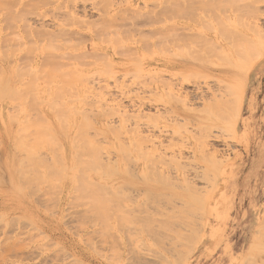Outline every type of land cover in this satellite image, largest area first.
<instances>
[{"label": "rangeland", "instance_id": "374dc122", "mask_svg": "<svg viewBox=\"0 0 264 264\" xmlns=\"http://www.w3.org/2000/svg\"><path fill=\"white\" fill-rule=\"evenodd\" d=\"M226 20L233 23L236 20L238 21L234 24L230 22L231 26L233 25L234 27L232 26L230 27L231 29H229L228 27L230 24H225L227 22ZM237 22L239 24L242 22L241 27L240 25L237 26ZM253 22H257L256 26H254L255 24ZM214 23H219L218 27H216L217 24ZM258 24L264 26V0H0V52H2L3 58L6 52H8L6 56L12 53L10 58H4L5 61L0 56L2 58V60L0 59V62H2L0 63V71L2 69L1 75H3V77L1 76L3 79V84L1 85L5 88L6 84L4 83H8L7 79H9L10 84L6 85L8 93H6L7 91L5 90L4 94L7 95H3L4 98L1 96L3 99L7 98L5 100H0V264H132L133 261L138 264L137 262L140 260L139 257L141 254L144 257V259L141 258V262L149 259L150 254L148 253H150L151 250L155 251L151 252L154 254L150 256L153 260L152 262V260L149 259L150 261L148 262L150 264H183L185 262L186 264H264V52L261 54L260 58L256 59L249 67L247 75L244 79H241V81L243 80L242 83L238 80L242 85H238L235 80L236 78L230 74L226 77L222 75L219 76L216 73H209L208 71H205V74H194V76H190L191 79L182 82L187 79L181 78L182 71L178 69L179 67L175 66L179 62H188L200 65L204 67L205 70L213 69L227 71L230 69L232 63L238 61L233 59L234 62H232V60H229V58L225 56V59L228 58L229 61L226 62L227 60H223V62L222 59L219 58L224 59V57H222L224 55L222 54L221 56L219 54L218 46L221 45V47L231 48L236 45L235 48L238 46L237 48L239 49L241 46H244L241 44L243 42L241 40H238L241 42L239 43L241 46L237 43L231 44V42L230 46L227 45L229 38L227 40H225V38L226 36H230L227 34L225 35L227 28L231 33L236 29V33L238 32L239 35L241 33L245 38L242 39L241 37L242 40L247 41L246 38H249L251 39L250 41H255L252 40L253 37L256 38V34L258 35L261 31H253ZM222 28L226 29L223 31ZM257 29L259 30L262 28L260 27ZM252 32L253 34L255 33V35H253ZM263 32L260 33V38L264 40ZM221 33L224 34L221 36ZM236 33L234 31V35H236ZM218 36L220 38H218ZM221 37L224 39L222 40ZM230 37L232 38L233 36L231 35ZM236 37H238V35ZM231 38L229 40H232ZM214 39H216V41ZM224 40L227 41V43H224ZM263 40L258 41V43L263 42ZM199 41H201V43ZM210 41L214 45L218 43V45H216L218 50L214 48ZM232 41L236 42L234 39ZM250 41L248 40V42ZM175 43L177 46L179 45V47L175 48ZM195 45H197V47ZM199 45H201V47ZM251 45H253V42H251ZM251 45L246 43L248 48L246 50H250L249 48ZM256 45L252 48L256 49ZM194 47L195 49H193ZM244 47L241 49H244ZM204 48L210 52L207 53V51H205L206 49L203 50ZM246 50L244 49V51ZM194 51L196 54H194ZM249 55H247V57ZM134 57L139 60V63H137V61L135 62ZM132 58H134V60ZM229 62H231V64ZM228 63L229 66H227ZM215 65H220L222 67H216ZM15 67L16 72L13 69ZM231 69L229 71H231ZM234 69L233 66L231 72L236 71ZM130 70L131 75L129 73ZM12 72H14L15 75H11L13 74ZM132 73L134 74L133 77H136L134 78L135 80L131 77L133 75ZM135 73H137L136 75L138 77ZM142 77H144V80L146 78V83H144L145 81L142 83ZM219 77H222V79ZM135 81L137 85L134 83ZM216 81L220 85L216 84ZM231 82L234 85L231 86ZM193 83H196V85L199 83L197 86L201 87L196 88V85L193 87ZM130 85L133 89H131ZM135 85L136 87H134ZM175 85L177 87L176 89ZM223 85H225V89H223ZM228 85L233 88H228L230 87ZM235 85L238 86L236 93L233 94V99H231L232 94L229 91L233 89L231 92L234 93ZM34 86L38 93L35 91L33 92H35V95L38 94L39 96L36 95L35 97L32 91H30ZM166 86L169 88H166ZM14 87L16 89H14ZM60 87L67 92L61 89L58 90ZM138 87L139 90L137 89ZM239 87L242 88V91ZM4 88L2 89L3 91ZM14 90L19 92L15 93ZM38 90H41L42 93ZM135 90L137 91L135 92ZM173 90H176L174 94H172ZM194 90L203 94H201V96L199 92L193 94ZM214 90L216 91L214 92ZM238 90L240 91V96ZM54 91L56 92L55 96L61 94V96L59 95L61 99H55V97L54 99L56 101L53 100V103L55 102L54 105H56L55 110L58 112L57 108L60 109L61 106L59 102L61 101L65 111L66 109L68 110V112H64L66 116L64 117L66 120L63 118L64 123H61L63 122L61 116H59L61 117V121L58 116H55L59 113L55 110L56 114H54V111H48L50 109H48L46 105V102H48L50 98L53 99L54 95L52 94L55 93ZM61 91L64 96L70 94L68 97L69 102L65 101L68 100L66 98L67 96L63 97ZM217 91H220V93ZM11 92H13L14 95ZM132 92H134V94H131ZM176 92L181 96L177 95ZM9 93H11L13 97L17 95L21 96V98H16L17 100H7L8 97H12L9 96ZM183 93L185 95L187 94V97L184 96ZM189 93H192L190 94L191 98L189 97ZM49 94L50 98H48ZM192 95H197V97L192 98ZM176 96H180L178 98L179 100L176 99ZM225 96L227 97L226 100ZM208 97H210V99ZM215 97H219L220 100L224 98L226 102H224V100L219 101V99ZM33 98H35L34 101H40L41 99L46 101L44 102L42 100L43 103L40 101L39 104L35 102L38 107H36L37 109H33ZM38 98H40V100ZM139 98H142L141 101ZM236 98H240L239 108H237L238 103L236 104L235 102L237 100ZM212 99H215L216 102ZM210 101L211 104L209 103ZM56 102L59 104H56ZM150 102L153 103L151 104ZM206 102L209 103V105ZM204 103L206 105H203ZM230 103H232V105ZM36 104H34V106H36ZM47 104L48 106L51 104V107L53 105L50 101ZM184 104V110L189 109V111L183 110ZM212 104H214V110L211 109ZM71 106H75L76 108L72 113ZM225 106V109L222 108ZM232 106L235 107V110ZM20 108L23 109L21 110ZM53 108L54 107H52L51 110H53ZM192 108L194 112H190ZM205 108L206 110L203 112ZM145 109L147 111H144ZM194 109H196V111ZM29 110L31 112L28 113L27 111ZM39 110L42 112L43 116L41 115V117H43V119L45 116V120H42V118L40 120L39 118L40 121H37L38 119L34 121L31 120L30 123V119L36 118L41 114ZM171 110L172 112L175 111L173 112L174 114ZM233 110L235 112L234 116L231 115ZM206 111H208L209 114L214 111L213 113H215L216 116L215 114L209 116ZM218 111H220V113H217ZM136 112L139 113L137 114ZM141 113L143 115H141ZM178 113H183L184 116L190 117L186 118L182 115L185 119H182V116L177 118ZM16 114H19V116L14 118ZM135 114L136 116H133ZM59 115L62 114L60 113ZM130 115L138 118H133V120ZM148 116H150V118ZM28 117L30 119H28ZM55 117L58 118L55 120ZM144 118H148L149 120H145ZM233 121H235L234 124L232 123ZM47 122L53 127L51 129L54 130L53 133L51 132L52 138H58V135L60 137L58 139L56 138V140L54 139L56 142H58L57 140L61 142V145L55 142L56 145H59V147H57L60 149H54V152L55 150L58 151V153H56L57 151L55 152L57 156L54 153L53 156L50 152L52 148L48 151L47 149L50 146L47 147L45 143H43L45 141L44 136H46L48 132L50 133V130L47 131L46 125H49ZM23 123H25V125L36 123L35 125L39 130L34 131L36 128L32 126L33 129L29 125L30 128L28 127V131L24 133L29 132L30 129L31 133L29 136H25L26 138L20 136L22 140L29 138L27 140L29 141L30 138H32L30 141L33 140L36 143L39 140L43 141H39L43 144L39 146L35 142H31L33 145L34 143L37 145V147L35 145L37 150L41 146L38 152L36 149L33 152L35 154L38 153L37 155L39 156L40 163L36 164V166L38 165L36 169L30 166V162L34 159L36 160L35 157L31 161L28 159L29 157H27V160L25 159L24 151L26 148L24 150V148L15 147L16 149L14 152L13 146L9 145L12 148L7 147L10 143L8 139L3 138V132L5 130L7 132L10 131L11 135H14L16 130H19V135H22L20 133V131L22 132V128H27ZM69 123L71 125H69ZM138 123L140 126H138ZM66 124L67 130L65 129V132L63 131L64 134L62 130H60V132L59 129H61V125L64 126ZM231 125L234 127H231ZM185 126L186 130L184 129ZM81 128L85 136L90 140L88 141L87 139V141L92 144L88 148H93L95 146V148L97 147L98 149V151L92 148L87 149L85 148L87 146L85 143L86 146L80 145V148L84 147L90 150L89 153L91 150L96 151L97 157L92 159L91 157L94 155H92L93 152L88 155H92L89 158L87 156L88 151L86 150V152L84 150L85 154L87 153L85 156H87L86 160H88V163L85 161L87 164L84 162L83 165L85 166L86 164L88 167L89 162L96 159L94 168L97 169V172L91 167H88V170L85 168L86 171H83L84 168L81 167L84 172L82 174L86 175L87 179L89 176V179L86 181H91L93 184L95 182L93 188L92 185L91 187L90 185L87 186L84 181L85 176H82V174L81 177L79 176L80 173L78 172L80 170L78 166L80 167V164L77 165V163L74 162L75 160L71 158L73 156L72 154L76 152L75 150L80 152V149L75 147L74 150L69 146L71 150L69 152L65 144L64 146L62 145L68 137L70 141L73 139L70 135L73 134V137H75L74 135H76V132L79 134ZM201 128L210 131L206 133L208 131L206 130L203 134ZM145 129L148 130V133ZM231 130L233 132H231ZM216 131L218 133H216ZM61 133L65 136H61ZM82 133H80V135H82ZM54 134H57L56 137H53L55 136ZM146 136L149 138H146ZM205 136L206 140H202L205 139ZM14 137H16V134ZM20 137H18L19 141H21ZM34 137L40 139L36 140ZM80 137L82 138V136ZM76 138L78 139L79 137L77 136L75 139ZM77 139L74 141L75 143L84 140L85 137L82 140ZM16 140L18 139L16 138ZM84 142H86V139ZM201 142L204 144L206 143V147L208 146L207 148L204 147L203 153L201 152L202 154L200 150H198V146H200ZM31 143L28 144L30 145ZM55 146L52 147L55 148ZM60 146L63 147L62 150L66 156L63 155ZM192 148L194 150H191ZM27 149L29 150L30 148ZM141 151H145L142 153L147 155L146 158L140 157V155L143 156ZM33 153H30V155ZM148 153H150V157ZM35 154L33 155L37 156ZM198 154L202 156V158H200L203 160L198 157ZM14 159H16V161ZM19 159L23 161V166L20 164V166L23 167L20 168L23 170L19 171L17 174L16 171H18V169L16 166H19ZM55 159H59V161L63 159V165L61 162H59L61 166L60 164L58 165V161ZM134 159L136 162L133 161ZM208 159L209 161L212 160L211 162L213 165ZM158 160H162L164 163H157L159 162ZM203 161L206 162L204 163ZM15 162H17V165ZM152 162H155L157 165ZM11 163H13L16 170ZM31 163H33V161ZM35 163H37V160ZM145 164L146 166H144ZM134 165L135 168L133 167ZM62 166L65 168H62ZM147 166H149V170ZM150 166H152V168H150ZM153 166L156 167L154 168ZM71 167L74 168L68 171L67 169ZM129 168H131V170ZM189 168H191V170ZM199 168L202 170L204 169L205 172ZM218 168L219 170H217ZM30 169L34 170L30 171ZM77 169L79 171H77ZM189 170L192 172H189ZM102 171L104 173H102ZM199 171H202V173ZM219 171H221L222 174ZM61 172H67V174L65 173L66 175L64 174L63 177ZM186 173H189L188 175L192 173L194 177L190 175L185 181L184 174ZM70 174L72 175L69 176ZM75 174H78V176L76 177ZM167 174L172 175L171 179L170 176L169 178L167 177ZM173 174L176 177L173 178ZM15 175H19V179ZM178 176L179 178H177ZM158 177L159 179H157ZM176 178L177 180H175ZM212 178H215V183H213L215 189L212 187L210 188L214 181H209ZM167 179H170V182H173L172 184L176 182L174 186H172ZM180 180L181 183H179ZM155 182L157 184H155ZM166 182L168 183L166 184ZM208 182H211V184ZM13 183L19 188H16V186L14 187V185H12ZM146 183H153L152 185H156L159 188L174 193L175 191H183L185 196H188L190 193L193 197L191 200L194 201H192L190 206H183V202L187 199L177 197L178 201L181 200V203L178 202V206L180 205L179 208L174 207V205L177 204V198L172 197V199H174L172 200L169 199L170 196L168 195L169 197L164 196V198H162L163 196H160V199H156L155 195L146 191L144 186ZM160 183L165 187L161 186ZM177 183L180 185L183 184L185 187L190 186V188L186 190H189V192H185V190L182 189L180 190L181 187H185L183 185L180 187ZM20 188H22L21 191ZM94 188H96V191L94 190L93 193ZM17 189L19 192H17ZM205 189L208 193L211 192V195L205 192ZM89 190H91L90 192H92V194ZM199 191L203 192L201 195L204 194V197L201 195L199 196ZM15 193H17V195ZM144 193H148L150 196L148 194H145V196ZM205 193L208 194V197ZM150 197L152 200L153 198L156 201L160 200L159 203H156L158 206L156 204L154 205L156 208L154 211L153 205H149L153 203L150 201ZM199 197L201 198L199 199ZM99 198L102 200L105 199L106 202L104 201V203H102L103 201L99 200ZM134 198L136 199L134 200ZM130 199L134 200H132L133 203ZM155 200L153 201L155 202ZM99 201H101L100 204ZM145 201H148L146 203H149L148 205L150 208L149 206L147 208ZM166 201H168L167 205L170 203L171 205L174 204L172 209L170 205H165ZM140 202L141 204H139ZM203 202H205V204ZM105 204L107 205L103 206ZM138 205H141L142 207H140V209L143 208L144 211H142V209L139 211V207L136 208ZM134 207L135 212L131 215V212L134 211ZM151 207L152 211L150 210ZM168 207L172 211L174 209L172 213H177V215H172L175 217V220L178 218L180 221L183 215L182 219H184V223L180 224L181 220L178 222L180 226L177 225L176 221V224L172 225L173 218L169 219L172 213L170 210L168 211ZM157 210L161 211V213L163 212L162 214L165 215L163 217L160 213L162 216L161 220L160 214L157 216ZM182 210H184L183 213ZM155 212L157 213L155 214ZM191 212L192 214H190ZM150 213L151 215L154 214V216H151ZM139 214L141 216H139ZM178 215H180V217H177ZM108 216H111L110 219ZM144 216L145 218L143 220ZM190 216L195 217H193L195 221L192 219V223L190 221L192 217L190 218ZM135 217H137V219ZM148 217L151 218L149 219L152 220V223L147 219ZM166 217L168 220H165L164 223L162 219ZM132 219L135 220L132 221ZM146 219L148 222L145 221ZM170 220L172 222H170ZM185 220L188 221L185 222ZM134 223L136 225H134ZM163 223L166 224V226L168 225L167 227H170V231L168 229V231L165 230L167 235L166 233L163 234V232H165L164 228L166 227L162 226ZM186 223H188L187 227L184 226ZM130 225L136 226V228L141 227L139 230L137 229L139 233L138 231L135 232L136 228L134 229V227L132 229L133 232L128 231L127 229L131 230L132 228ZM191 226L193 227L191 228ZM182 227L185 230H183ZM144 228H146V232ZM149 228H151V231ZM175 229L176 231L179 230L181 235L187 236V239L190 234L193 233L192 236L189 237V239L191 238L190 242L188 239V245L186 244V238L182 240L180 237L182 246L185 242V246L183 247L194 246L195 241L197 239L199 240L196 241L197 244H195V247H191V249L187 248L188 252L192 250L188 253L189 255L185 254L187 251L184 252V254L182 252L183 255L187 256H185L187 260L183 256L185 259L184 262H182L183 257L181 258V255L177 257L182 259L181 262H178L179 259H176L177 261L174 260L176 257H172V255L177 256L180 251L184 250L180 246L181 243H179V239V242L178 240L172 239L175 241L174 244L176 242H178V244L176 243L177 245H175L177 247L174 245L176 248L169 251L173 247L171 244L173 241H169L171 237L168 238V236H171L173 232L175 233ZM192 229L195 231L198 230L197 233L191 231ZM182 230L184 234H182ZM149 231L150 233L147 235ZM178 232L175 234H179ZM133 234H136L134 239L130 238L133 237ZM124 235L130 239L128 240L127 238L131 243L130 249L127 247L129 246V244H127L129 242L125 243L127 240ZM135 237H138L136 239L137 242L140 240L139 243H136ZM194 237L196 239H194ZM200 237L201 239H199ZM161 239L163 241H161ZM150 241L151 243H148ZM153 241L154 243H152ZM164 241L169 244H163L162 242ZM192 242L193 244H189ZM143 243L146 248L148 247L146 251L142 248ZM138 245L142 247H138V249L136 247ZM163 245L166 248L170 245L171 248L169 247L170 249L168 252L166 248H164L166 252L165 250L163 251ZM179 246L181 248H179ZM135 248L136 250H134ZM179 249L182 250L179 251ZM126 250H134L136 253L134 254L133 251V253L130 251L132 254L130 252L126 253ZM138 250L143 251L138 252ZM144 251H148L147 255L143 253ZM156 251L157 253L159 252L158 255L155 253ZM137 252L140 256H138L139 254H137ZM169 252L174 254H169ZM166 253H168V256ZM133 254L137 255L136 257L138 258L136 259L135 257L134 260L131 261V259H133ZM164 255L167 259L164 262H161L163 260L158 262ZM159 256L160 258L158 259ZM129 259L132 263L128 261ZM140 261L139 264L148 263H146V261L140 263Z\"/></svg>", "mask_w": 264, "mask_h": 264}, {"label": "bare ground", "instance_id": "6f19581e", "mask_svg": "<svg viewBox=\"0 0 264 264\" xmlns=\"http://www.w3.org/2000/svg\"><path fill=\"white\" fill-rule=\"evenodd\" d=\"M239 13H240V12H239ZM224 14H225V13H224ZM242 14H243V13H242ZM232 16H234V15H232ZM232 16H231V17H232ZM236 16H239V15H236ZM236 16H235V17H236ZM235 17H234V18H235ZM226 18L228 19L227 16H226ZM226 18H224V19H226ZM237 19H238V18H237ZM255 19H256V18H255ZM204 20H205V19H204ZM218 20H219V19H218ZM234 20H235V19H234ZM221 21H222V20H221ZM226 21H227V20H226ZM228 21H229V19H228ZM228 21H227L225 24H227V25H228V23L230 24L231 21H230V22H228ZM232 21H233V20H232ZM236 21H238V20H236ZM236 21H235V22H236ZM242 21H243V19H242ZM213 22H215V21H213ZM235 22H234V23H235ZM257 22H258V21H257ZM257 22H256V23L253 22V23L255 24L254 26H256ZM205 23H207V22H205ZM205 23H204V24H205ZM223 23H224V21H223ZM232 23H233V22H231V24H232ZM234 23H233V24H234ZM209 24H210V23H209ZM214 24H217L216 27H218V24H219V23H214ZM220 24H221V23H220ZM231 24L229 25V27L227 26L229 29H231L230 27L233 26V25L231 26ZM237 24H238V25H237ZM237 24H235V25H237V26L240 25V27H241L242 22H241V24H239V23L237 22ZM243 25H244V24H243ZM206 26H207V25H206ZM223 26H224V25H223ZM258 26H259V27H258ZM258 26H257L256 28H254L253 31H254V32H258V31L261 30L260 33H262V32L264 31V29H263L264 26H263V25L260 26L259 24H258ZM210 27H211V26H210ZM224 27H225V26H224ZM227 27H226V28H227ZM233 27H234V26H233ZM260 27H261L263 30H262V29H259V30L257 29V28H260ZM226 28H224V29H226ZM228 28H227V32H226V31H225L226 33L224 32L225 35H226V34H227V35H230V36L232 35L233 37L231 38L230 36H229V37L226 36L225 40H227L228 38H229V39L231 38L232 40H233V39L236 40V42H234V41L228 39V43H227V41L224 40L223 42H224V43H227V45L230 46V42H231V44H235V43H237V44L239 45V43H241V42H239V41L241 40V41H243L241 44L245 46V47H244V46H243V47H244V49L246 50V49H248L247 46H246V43H248V45H251V42H253V45H251V47L249 48L250 50H246V51H244V49H241V48H243V47L241 46V44L239 45V46H241L240 49L237 48L238 46L235 48L236 45H235V46L232 45L233 47H231V48H228V47H226V48H225V47H221V45L218 46V48H219V51H218V52H220L219 54H220L221 56H222V54L224 55V56H222V57H224V59H223V58H219V59H222V61H223V60H225V61L227 60L226 62H228L229 60H232V62H234L233 59L236 60V61H238V62H235V63H236V66H235V63H232V64H231V62H229V63L231 64V65H230V66H231L230 69H231V68L233 69V66H234V68H235L234 70H236V71L231 72L232 69H231V71H229L230 69H228V68H226V69H228L227 71H225V70H213V69H211V70H205L204 67H201L200 65H196V64H194V63H188V62H187V63H182V62H179V63L176 64L175 66L179 67L178 69H180V70L182 71V77H181V78H186V79H187V80L182 81V82H186V81H188L189 79H191L192 76H194V74H205V71H208L209 73H216V74L219 75V76L222 75V76H226V77H228V75L230 74L231 76H234V77L236 78L235 80L237 81V84H238V85L242 83L243 80L241 81V79H244V77L247 75V72H248L249 67L252 65V63H253L256 59L260 58L261 54H263V52H264V40L260 38V33H258V35L256 34V38L252 36V37H253L252 40H255V41H250L251 39H249V38H248V39L246 38L247 41H245V40H242L244 37H243V35H242L240 32H239V33H240V35H239L238 32L236 33V29L234 30V28H233V30H234L235 33H236V35H234V31L232 32V33H233V34H232L231 31H230V32L228 31ZM238 28H239V27H238ZM196 29H197V28H196ZM208 29H209V27H208ZM222 29H223V28H222ZM224 29H223V31H224ZM188 30H189V29H188ZM255 30H256V31H255ZM192 31H193V30H192ZM209 31H211V30H209ZM217 31H218V29H217ZM220 31H221V30H220ZM221 32H222V31H221ZM228 32H229V33H228ZM195 33H196V32H195ZM201 33H202V32H201ZM224 33H223V34H224ZM263 33H264V32H263ZM197 34H198V32H197ZM208 34H209V33H208ZM223 34L221 33V36H222ZM252 34H253V32H252ZM218 35H219V34H218ZM225 35H224V37H225ZM237 35H238V37H236ZM253 35H255V33H254ZM194 36H195V35H194ZM201 36H202V35H201ZM214 36H215V34H214ZM244 36H245V35H244ZM249 36H250V35H249ZM197 37H198V36H197ZM206 37H207V36H206ZM235 37L238 38V39H236ZM239 37H240V39H239ZM241 37H242V39H241ZM246 37H247V36H246ZM195 38H196V37H195ZM198 38H200V37H198ZM208 38H209V36H208ZM210 38H211V37H210ZM218 38H220V37L218 36ZM250 38H251V37H250ZM259 38H260V39H259ZM196 39H197V38H196ZM196 39H195V40H196ZM211 39H212V38H211ZM211 39H210V40H211ZM221 39H222V37H221ZM223 39H224V38H223ZM223 39H222V40H223ZM244 39H245V38H244ZM193 40H194V39H193ZM214 40L216 41V39H214ZM218 40H219V39H218ZM238 40H239V41H238ZM248 40H249L250 42H248ZM261 40H263V42H259V43H258V41H261ZM215 41H214V42H215ZM237 41H238V42H237ZM175 42H176V41H175ZM177 42H178V41H177ZM193 42H194V41H193ZM199 42L201 43V41H199ZM223 42H222V43H223ZM173 43H174V42H173ZM210 43L214 46V48H216V50H218V49H217V46H216V45H218V43L215 44V45H214L211 41H210ZM215 43H216V42H215ZM249 43H250V44H249ZM257 43H258V44H257ZM211 44H210V45H211ZM256 44H257V45H256ZM192 45H193V44H192ZM206 45H207V44H206ZM212 45H211V46H212ZM255 45H256V49H255V48L253 49L252 47H254ZM173 46H174V45H173ZM175 46H176V47H175ZM175 46H174L175 48L179 47V45L177 46L176 43H175ZM186 46H187V45H186ZM195 46L197 47V45H195ZM199 46L201 47V45H199ZM222 46H223V45H222ZM224 46H225V44H224ZM189 47H190V46H189ZM191 47H193V46H191ZM204 47H205V46H204ZM202 48H203V47H202ZM202 48H201V49H202ZM206 48H207V47H206ZM206 48H204L203 50H205ZM212 48H213V47H212ZM190 49H191V48H190ZM193 49H195V47H194ZM193 49H192V51H193ZM199 49H200V48H199ZM209 49H210V47H209ZM252 49H253V50H252ZM211 50H212V49H211ZM195 51H196V50H195ZM195 51H194V52H195ZM205 51H207V53L210 52V51L207 50V49H206ZM247 51H249V52H247ZM250 51H251V52H250ZM146 52H147V51H146ZM197 52H199V51H197ZM218 52H217V53H218ZM245 52L248 53V54H246ZM0 53H1L0 56L3 58V56H2V52H0ZM171 53H172V52H171ZM6 54H8V52L5 53L4 58H6V57H9V58H10V55H11L12 53H9V55H7V56H6ZM134 54H135V53H134ZM194 54H196V52H195ZM245 54H246V55H245ZM249 54H250V55H249ZM174 55H175V54H174ZM177 55H178V54H177ZM247 55H249V56L247 57ZM216 56H217V55H216ZM225 56H227V57L229 58V60H228L227 57H226L227 59H225ZM1 57H0V59L2 60ZM11 57H12V56H11ZM135 57H136V56H135ZM135 57H134V58H135ZM211 57H213V56H211ZM4 58H3V60H4ZM134 58H132V59L134 60ZM136 58H137V57H136ZM136 58H135V62L137 61V63H139V60L136 59ZM194 58H195V57H194ZM194 58H193V59H194ZM219 59H218V60H219ZM237 59H238V60H237ZM7 60H8V58H7ZM190 60H191V58H190ZM216 60H217V59H216ZM4 61H5V60H4ZM4 61H3V62H4ZM141 61H142V60H141ZM194 61H195V60H194ZM201 61H202V59H201ZM208 61H209V60H208ZM195 62H196V61H195ZM223 62H224V61H223ZM0 63H2V62H0ZM152 63H153V62H152ZM167 63H168V62H167ZM201 63H202V62H201ZM206 63H208V62H206ZM229 63H228L227 66H229ZM132 64H133V63H132ZM168 64H169V63H168ZM204 64H205V63H204ZM210 64H211V63H210ZM129 65H130V64H129ZM138 65H139V64H138ZM145 65H146V64H145ZM152 65H153V64H152ZM172 65H173V64H172ZM172 65H171V66H172ZM207 65H209V64H207ZM213 65H214V64H213ZM222 65H223V64H222ZM131 66H132V65H131ZM136 66H137V65H136ZM147 66H148V65H147ZM147 66H146V67H147ZM163 66H164V65H163ZM166 66H168V65H166ZM171 66H170V67H171ZM215 66H216V65H215ZM218 66H220V65H217L216 67H218ZM172 67H173V66H172ZM220 67H222V66H220ZM224 67H225V66H224ZM152 68H153V67H152ZM252 68H253V67H252ZM13 69H14V71L16 72V70H15L16 67L13 68ZM3 70H4V69H3ZM147 70H148V69H147ZM166 70H167V69H166ZM4 71H5V70H4ZM137 71H138V70H137ZM155 71H156V70H155ZM1 72H2V69H1V71H0V77H1V76L3 77V75H1ZM138 72H139V71H138ZM6 73H7V71H6ZM12 73H13V74H11V73H10V74H11V75H15L14 72H12ZM129 73H130V75H131V70H130ZM139 73H140V72H139ZM146 73H147V72H146ZM231 73H232V74H231ZM3 74H4V72H3ZM132 74H133V73H132ZM136 74H137V73H135V75H136ZM141 74H142V73H141ZM150 74H152V73H150ZM7 75H8V73H7ZM7 75H6V76H7ZM130 75H129V76H130ZM138 75H139V74H138ZM143 75H144V74H143ZM143 75H142V76H143ZM146 75H147V74H146ZM249 75H250V74H249ZM133 76H134V74H133L131 77H133ZM136 76H137V75H136ZM148 76H149V75H148ZM190 76H191V77H190ZM195 76H196V75H195ZM203 76H204V75H203ZM203 76H202V79H203ZM2 77L0 78V100H2V99L4 98V96L7 95V94H4V93H5V90L7 91V89H6L7 86H6V85L9 84V79H7V80H8V83H7V82L4 83V84H6V85H5V88H4V86L1 85V84H3V81H2L3 79H2ZM14 77H15V76H14ZM14 77H12V78L15 79ZM137 77H138V76H137ZM140 77H141V76H140ZM172 77H175V76H172ZM199 77H200V75H199ZM7 78H8V77H7ZM134 78H136V77H133V79H134ZM143 78H144V77H142L141 79H143ZM181 78H180V79H181ZM200 78H201V77H200ZM204 78H205V77H204ZM219 78L222 79V77H219ZM232 78H233V77H232ZM5 79H6V77H5ZM130 79H131V78H130ZM178 79H179V78H178ZM223 79L226 80L225 78H223ZM7 80H6V81H7ZM11 80H12V79H11ZM134 80H135V79H134ZM138 80H139V78H138ZM145 80H146V78H145ZM145 80L143 79V80H142V83H143V81H145ZM171 80H172V79H171ZM199 80H200V79H199ZM238 80H240L241 83H240ZM130 81H131V80H130ZM180 81H181V80H180ZM230 81H234V80H230ZM11 82H13V81H11ZM176 82H177V81H176ZM193 82H194V81H193ZM196 82H197V81H196ZM201 82H202V81H201ZM216 82H217V81H216ZM226 82H227V81H226ZM134 83L136 84V81H135ZM134 83H133V84H134ZM137 83H139V82H137ZM144 83H146V81H145ZM189 83H190V82H189ZM229 83H230V82H229ZM231 83H232V82H231ZM234 83H235V82H234ZM131 84H132V83H131ZM162 84H163V83H162ZM168 84H169V83H168ZM177 84H178V83H177ZM177 84H176V85H177ZM187 84H188V83H187ZM198 84H199V83H198ZM198 84H197V85H198ZM211 84H212V83H211ZM213 84H214V83H213ZM216 84H218V82H217ZM221 84H222V83H221ZM9 85H10V84H9ZM34 85H35V84H34ZM136 85H137V84H136ZM136 85H135L134 87H136ZM165 85H167V84H165ZM176 85H175V89L177 88ZM181 85H182V83H181ZM184 85H185V84H184ZM195 85H196V83H195V84L193 83L192 86L194 87ZM197 85H196V88L198 87ZM218 85H220V84H218ZM218 85H216V86H218ZM225 85H227V84H225ZM225 85H223V89H225V87H224ZM232 85H234V84L232 83L231 86H232ZM238 85H237V86H238ZM241 85H242V84H241ZM12 86H13V85H12ZM12 86H11V87H12ZM35 86H36V85H35ZM35 86H34L35 89H34V88H33L32 90L30 89V91H32L33 94H34V93L36 92V90H37L36 87H38V86H36V87H35ZM130 86H131V85H130ZM162 86H163V85H162ZM170 86H172V85H170ZM221 86H222V85H221ZM228 86H230V85H228ZM231 86L228 87V88H233V87H231ZM237 86L235 85V88H234L235 90L233 91L234 93L231 92V90H233V89H231L230 91L227 90V91H229V92L232 94V95L230 94V95L232 96V98L230 97L231 99H233V97H234L233 94L236 93ZM16 87H17V86H16ZM167 87H168V86H166V88H167ZM181 87H182V86H181ZM200 87H201V86H199L198 88H200ZM210 87H211V86H210ZM210 87H209V88H210ZM241 87H243V86H241ZM3 88H4V91L2 90ZM8 88H9V87H8ZM31 88H32V87H31ZM166 88H165V89H166ZM168 88H169V87H168ZM196 88H195V90H196ZM202 88H203V87H202ZM9 89H10V88H9ZM9 89H8V90H9ZM11 89H12V88H11ZM14 89H16V88L14 87ZM60 89L65 91V89H62L61 87H60L58 90H60ZM131 89H133L132 86H131ZM137 89L139 90V87H138ZM157 89H158V87H157ZM170 89H171V88H170ZM170 89H169V90H170ZM172 89H173V88H172ZM211 89H212V88H211ZM211 89H210V90H211ZM219 89H220V88H219ZM221 89H222V88H221ZM239 89L241 90L242 88L239 87ZM17 90H18V89H17ZM17 90H14L15 93H16V92H19V91H17ZM56 90H57V89H56ZM58 90H57V91H58ZM140 90H142V89H140ZM158 90H159V89H158ZM169 90H168V91H169ZM178 90H179V89H178ZM191 90H192V89H191ZM195 90H194V93H193V94H195V92H199V91H195ZM198 90H199V89H198ZM202 90H203V89H202ZM216 90H217V89H216ZM216 90H214V92H215ZM11 91H12V90H11ZM14 91H13V92H14ZM33 91H35V92H33ZM38 91H39V90H38ZM42 91H43V90H42ZM132 91H134V90H132ZM136 91H137V90H135V92H136ZM143 91H144V90H143ZM168 91H167V92H168ZM174 91H176V90H173L172 94H174ZM179 91H180V90H179ZM182 91H183V90H182ZM200 91H201V89H200ZM241 91H242V90H241ZM13 92H11V93L13 94ZM39 92H41V90H40ZM54 92H55V91H54ZM61 92H62V91H61ZM61 92H60V93H61ZM65 92H67V91H65ZM65 92H64V93H65ZM139 92H140V91H139ZM141 92H142V91H141ZM177 92H178V91H177ZM177 92H176V93H177ZM183 92H184V91H183ZM187 92H189V91H187ZM191 92H193V91H191ZM211 92H212V90H211ZM217 92L220 93V91H217ZM217 92H216V93H217ZM238 92H239V96H240V95H241V94H240V91L238 90ZM6 93H8V91H7ZM11 93H9V96H10V97H11V96L13 97L14 94L12 95ZM36 93H38V92H36ZM41 93H42V92H41ZM45 93H46V92H45ZM57 93H58V92H57ZM144 93H145V92H144ZM156 93H157V92H156ZM178 93H179V92H178ZM178 93H177V95H180V94H178ZM180 93H181V92H180ZM199 93H200V94H199L200 96H201V94H203V93H201V92H199ZM212 93H213V92H212ZM222 93H223V92H222ZM227 93H228V92H227ZM227 93H226V94H227ZM20 94H21V93H20ZM20 94H19V95H20ZM33 94H32V96H33ZM62 94H63V92H62ZM65 94H66V93H65ZM131 94H134V92H132ZM169 94H170V93H169ZM183 94H184V93H183ZM190 94H192V93H189V97H190ZM3 95H4V96H3ZM15 95H16V94H15ZM23 95H24V94H23ZM34 95H35V94H34ZM36 95L39 96L38 94H36ZM36 95H35V97H36ZM52 95H54L53 99L50 98V94L48 95V96H49L48 98H50V99H49L50 103L53 104V105H52V107H54L53 110H51V109H52V107L50 106L51 104H50L49 106H48V104H47V103H49V101L46 102L47 108L50 109V110H48V109H47V110H48V111H51V112L54 111V110L56 109V107H55L56 105H54L55 102L53 103V100H55V99H57V98H60L61 94H58V95H57V96L60 95L59 97L55 96V95H56V92L53 93ZM139 95H140V94H139ZM145 95H146V94H145ZM148 95H149V94H148ZM155 95H156V94H155ZM175 95H176V94H175ZM175 95H174V96H175ZM186 95H187V94H186ZM186 95L184 94V96H186ZM197 95H198V93H197ZM197 95H196V96H195V95H194V96L192 95V96H193L192 98H194V97L196 98ZM207 95H208V94H207ZM210 95H211V94H210ZM224 95H225V94H224ZM1 96H3V98H2ZM62 96H63V97L67 96L66 98L68 99V97L70 96V94H67V95H65V96H64V94H63ZM136 96H137V95H136ZM170 96H171V95H170ZM180 96H181V95H180ZM180 96H176L177 98H176V97H174V98L178 99ZM212 96H213V95H212ZM220 96H221V95H220ZM222 96H223V95H222ZM12 97H11V98L8 97L7 100H10V99L15 100L16 98H18V99L21 98V96H17V95H16V97H15V96L13 97L14 99H13ZM33 97H34V96H33ZM51 97H52V96H51ZM55 97H56V98H55ZM132 97H133V96H132ZM140 97H141V96H140ZM142 97H143V96H142ZM145 97H146V96H145ZM145 97H144V98H145ZM186 97H187V96H186ZM186 97H185V98H186ZM189 97H188V98H189ZM198 97H199V96H198ZM223 97H224V96H223ZM225 97H226V96H225ZM228 97H229V96H228ZM6 98H7V97H6ZM6 98H5V99H6ZM41 98H42V97H41ZM48 98H47V99H48ZM54 98H55V99H54ZM66 98H65V99H66ZM133 98H134V97H133ZM146 98H147V97H146ZM149 98H150V96H149ZM181 98H182V97H181ZM181 98H180V99H181ZM190 98H191V97H190ZM190 98H189V99H190ZM199 98H200V97H199ZM206 98H207V96H206ZM208 98L210 99V97H208ZM213 98H214V97H213ZM215 98L219 99V101L224 100V98L221 99V100H220L219 97H215ZM230 98H229V99H230ZM237 98H238V97H237ZM237 98H236V99H237ZM5 99H3V100H5ZM34 99H35V98H33V103H32V104H33V109H34V108L37 109V108H36V107H38L37 104H39L40 101H42L43 99L40 100V98H38L40 101H38V100H37V101H34ZM60 99H61V98H60ZM131 99H132V98H131ZM139 99H140V98H139ZM141 99H142V98H141ZM141 99H140V101H141ZM226 99H227V97L225 98V100H226ZM236 99H235V100H236ZM16 100H17V99H16ZM151 100H152V99H151ZM151 100H149V101H151ZM178 100H179V99H178ZM200 100H201V99H200ZM204 100L207 101L206 99H204ZM212 100H215V99H212ZM225 100H224V102H226ZM43 101H44V100H43ZM43 101H42L41 103H43ZM45 101H46V100H45ZM45 101H44V102H45ZM51 101H52V102H51ZM55 101H56V100H55ZM65 101H66V102H67V101L69 102V99H68V100H65ZM137 101L140 102L139 100H137ZM208 101H209V100H208ZM233 101H234V100H233ZM2 102H3V101H2ZM35 102H36V103L38 102V103L36 104ZM58 102H59V100H58ZM61 102H62V101H61ZM61 102H59L60 104L56 102V104H59L61 107L59 106L60 109L57 108V109H58V112H57V110H55V111H56L57 113H59V114L61 113L62 115L56 114V112L54 111V114H56L55 116H58V117L61 116V117H62V119H61V117H59V120H60V119L63 120V118L66 117V116H65V113L68 112L67 109H66V111H65L64 107H62L63 103L61 104ZM63 102H64V101H63ZM134 102H135V100H134ZM143 102H144V101H143ZM146 102H147V101H146ZM157 102H158V101H157ZM199 102H200V101H199ZM215 102H216V100H215ZM217 102H218V101H217ZM235 102H236V104L238 103V107H237V108H239L240 98L237 99ZM132 103H133V101H132ZM150 103H151V102H150ZM152 103H153V102H152ZM152 103H151V104H152ZM155 103H156V102H155ZM192 103H193V102H192ZM194 103H195V102H194ZM201 103H202V102H201ZM206 103H207V102H206ZM209 103L211 104V101H210ZM209 103H207V104L209 105ZM232 103H233V102H232ZM232 103H230V104L232 105ZM34 104H36V106H34ZM188 104H189V102H188ZM228 104H229V103H228ZM46 105H45V106H46ZM199 105H200V104H199ZM203 105H206V104L204 103ZM213 105H214V104H212V106H211V109H212V110H214V106H213ZM1 106H2V103H1ZM64 106H66V105H64ZM130 106H131V105H130ZM227 106H228V105H227ZM40 107H42V106H40ZM50 107H51V108H50ZM68 107H69V106H68ZM135 107H136V106H135ZM135 107H134V108H135ZM139 107H140V106H139ZM151 107H152V106H151ZM208 107H209V106H208ZM215 107H216V105H215ZM217 107H218V105H217ZM228 107H229V106H228ZM232 107H233L234 110H235V107H234V106H232ZM45 108H46V107H45ZM70 108H72L71 113L74 112L75 109H76L75 106H73V107L71 106ZM70 108H69V109H70ZM128 108H129V107H128ZM141 108H142V107H141ZM206 108H207V107H206ZM206 108L203 109V110H204L203 112H205ZM222 108L225 109L226 106H225V107H222ZM20 109L22 110L23 108H20ZM28 109H30V108H28ZM184 109H185V104H184L183 110H184ZM207 109H208V108H207ZM217 109H218V108H217ZM30 110H31V109H30ZM30 110L27 111V112H28V113L31 112ZM61 110H62L63 112H62ZM73 110H74V111H73ZM137 110H138V108H137ZM194 110L196 111V109H194ZM208 110H209V109H208ZM222 110H223V109H222ZM234 110H233V112H234ZM238 110H239V109H238ZM1 111H3V110H1ZM24 111H25V108H24ZM32 111H33V110H32ZM34 111H35V110H34ZM59 111H60V112H59ZM76 111H77V110H76ZM144 111H147V110L145 109ZM177 111H178V110H177ZM184 111H189V109H188V110L186 109V110H184ZM191 111H193V108H192V110H190V112H191ZM210 111H211V110H210ZM210 111H209V112H210ZM225 111H226V110H225ZM227 111H228V108H227ZM231 111H232V108H231ZM231 111H230V112H231ZM35 112H36V111H35ZM64 112H65V113H64ZM134 112H135V111H134ZM171 112H172V110H171ZM173 112H175V111H173ZM173 112H172V113H173ZM179 112H180V111H179ZM193 112H194V111H193ZM206 112L208 113V111H206ZM213 112H214V111H213ZM213 112H212V113L210 112V114L208 113V115L211 116V114H212V115L215 114V113H213ZM223 112H224V111H223ZM233 112H232L231 115L234 116L235 112H234V113H233ZM236 112H237V111H236ZM39 113H41V114L38 115L36 118L34 117L35 119H34V118H33V119H30V118L28 117V119H30V123H31V120L34 121V120H37V119H38L37 121H40L41 118H42V120H45V116H44V119H43V117H41L42 112H40V110H39ZM136 113H137V112H136ZM138 113H139V112H138ZM138 113H137V114H138ZM195 113H196V112H195ZM217 113H220V111H218ZM146 114H147V113H146ZM173 114H174V113H173ZM179 114H180V113H178L177 118L181 117L182 115L184 116L183 113L180 114V116H179ZM191 114H192V113H191ZM131 115H132V114H131ZM131 115H130V116H131ZM141 115H143V114L141 113ZM144 115H145V114H144ZM147 115H148V114H147ZM150 115H151V114H150ZM176 115H177V113H176ZM187 115H188V113H187ZM189 115H190V113H189ZM204 115H205V114H204ZM217 115H219V114H217ZM236 115H237V113H236ZM236 115H235V116H236ZM16 116H19V114H16V115L14 116V118H17ZM39 116H40V117H39ZM42 116H43V115H42ZM133 116H136V114L133 115ZM183 116H182V119H183L184 117H186V115H185L184 117H183ZM193 116H194V114H193ZM215 116H216V114H215ZM58 117H55L54 119L56 120ZM131 117H132V116H131ZM131 117H130V118H131ZM143 117H144V116H143ZM143 117H142V119H143ZM148 117L150 118V116H148ZM189 117H190V116H189ZM189 117H186V118H189ZM218 117H219V116H218ZM39 118H40V120H39ZM46 118H47V117H46ZM133 118H138V117H132L131 119H133ZM145 118H146V117H145ZM145 118H144V119H145ZM168 118H169V117H168ZM216 118H217V117H216ZM220 118H221V117H220ZM6 119H8V118H6ZM64 119L66 120V118H64ZM140 119H141V118H140ZM147 119H148V118H147ZM147 119H145V120H147ZM151 119H152V118H151ZM184 119H185V118H184ZM209 119H210V118H209ZM221 119H222V118H221ZM61 120H60V121H61ZM133 120H134V119H133ZM133 120H132V121H133ZM137 120H138V119H137ZM137 120H136V121H137ZM148 120H149V119H148ZM166 120H167V119H166ZM176 120H178V119H176ZM7 121H8V120H7ZM27 121H28V120H27ZM130 121H131V120H130ZM168 121H169V120H168ZM183 121H184V120H183ZM192 121H193V120H192ZM35 122H36V121H35ZM53 122H54V121H53ZM138 122H139V121H138ZM176 122H177V121H176ZM197 122H198V121H197ZM234 122H235V121H233L232 123L234 124ZM25 123H26V122H25ZM25 123H23V125H24L25 127L27 126V128H26V129L24 128L25 131H24V129L22 128V132L20 131V133H21L22 135H19V132H18L19 130H16V131H17V132L15 131L16 137H14L15 134H14V135H11L10 131L7 132V131L5 130V131L3 132V138H7V139H8V141H9L10 143L8 144L7 147L9 148V147H10L9 145L13 146V148H14V149H13L14 152H15V149H16L15 147H17V148H20V147H21V148H24V150H25V148H26V150L24 151V152H25V153H24V154H25V159L27 160V157H29L28 159L31 161V160L34 159V157H35L36 160H37V163H35V162H36L35 159L32 160L33 163H31L32 161H31V162L29 161V162H30V166H32V168H35V169H36V167L38 168V165L36 166V164H39V163H40V162H39V156L37 155L38 153L35 154V153H33V152L35 151V149H36L37 152L39 151V149L41 148V146H40V148L38 147L39 149L37 150V148H35V145H36V144H38V146H39V145H43V144H42L43 141H42V140H39V141H42V142H39V141H38V142L36 143V142L33 141V140L30 141L32 138H30V140H29L30 142L27 141L29 138H28V139H25V140H22V138H21L20 136H24V138H26L25 136H29L30 133H31V132H30L31 129L29 130V132L24 133V132L28 131V129L30 128L29 125H30L31 127L33 126V127L36 128V129H34V128L32 127V128L34 129V131H38V130H39V128L35 125L36 123H34V124H30V123H29V124H27V125H25ZM47 123L49 124L48 126L46 125V127H47V131L50 130V133L48 132V133L46 134V136H44V140H45L46 142L44 141L43 143H45V146H47V147L50 146V147L47 149L48 151H50L51 148H52V151H53V152H52V151H50V152H51L52 155H53V153L55 154V152L57 151V150H55V152H54V149H58V150H60V149L58 148L59 145H56V143H57V144H58V143L60 144L61 142H59V140H57L58 142L54 141V139L56 140V138H57V137H56L57 134H54L55 136H53V137H56V138H52L51 132L53 133L54 130L51 129V128H53V127L50 126V123H49V122H47ZM61 123H64V120H63V122H61ZM61 123H60V124H61ZM133 123H134V122H133ZM173 123H174V122H173ZM182 123H183V122H182ZM206 123H207V122H206ZM227 123H228V122H227ZM21 124H22V123H21ZM51 124H52V123H51ZM138 124H139V123H138ZM145 124H146V123H145ZM177 124H178V123H177ZM192 124H193V122H192ZM34 125H35V126H34ZM52 125H54V124H52ZM69 125H71V124L69 123ZM131 125H132V123H131ZM136 125H137V123H136ZM142 125H143V124H142ZM148 125H150V124H148ZM148 125H147V126H148ZM180 125H181V124H180ZM203 125H204V124H203ZM66 126H67V124L64 125V126L61 125V127H60L61 129H59V131L62 130V133H64V132H65L64 130H65V129L67 130ZM138 126H140V124H139ZM138 126H137V127H138ZM145 126H146V125H145ZM216 126H217V125H216ZM221 126H222V125H221ZM21 127H22V126H21ZM28 127H29V128H28ZM63 127H65V128H63ZM69 127H72V126H69ZM83 127H84V126H83ZM137 127H136V128H137ZM148 127H149V126H148ZM151 127H152V126H151ZM231 127H234V126L231 125ZM19 128H20V127H19ZM146 128H147V127H146ZM149 128H150V127H149ZM185 128H186V126L184 127V129H185ZM202 128H203V126H202ZM202 128H201V129H202ZM9 129H10V128H9ZM9 129H7V130H9ZM33 129H32V131H33ZM70 129H71V128H70ZM152 129H153V127H152ZM152 129H151V130H152ZM156 129H157V128H156ZM189 129H190V128H189ZM189 129H188V130H189ZM20 130H21V129H20ZM129 130H130V129H129ZM141 130H142V129H141ZM145 130H146V129H145ZM185 130H186V129H185ZM188 130H187V131H188ZM206 130H208V129H206ZM206 130L202 129L203 134H204V132H205ZM55 131H56V130H55ZM63 131H64V132H63ZM77 131H78V130H77ZM130 131H132V130H130ZM133 131H134V128H133ZM146 131H147V133H148V130H146ZM153 131H154V130H153ZM199 131L201 132L200 128H199ZM209 131H210V130H208L206 133H208ZM56 132H57V131H56ZM60 132H61V131H60ZM79 132H80V133L83 132V131H82V128L80 129ZM137 132H138V131H137ZM231 132H233V131L231 130ZM62 133H61L60 135H61V136H65V135H62ZM67 133H68V132H67ZM67 133H66V134H67ZM69 133H71V132H69ZM80 133L78 134V133L76 132V135H74V136H75V137L78 136V137H79L78 139H81V140L84 139V137H85L86 142L90 141L89 138H87V136H85V133H84V132L82 133V135H80ZM132 133H133V132H132ZM214 133H215V132H214ZM214 133H213V134H214ZM216 133H218V132L216 131ZM216 133H215V134H216ZM17 134H18V135H17ZM25 134H26V135H25ZM64 134H65V133H64ZM77 134H78V135H77ZM142 134H143V133H142ZM153 134H154V133H153ZM174 134H175V133H174ZM191 134H192V133H191ZM215 134H214V135H215ZM67 135H68V134H67ZM79 135L82 136V138H81ZM83 135H84V136H83ZM148 135H150V134H148ZM70 136H72V138H73V139L71 138V139H72L71 141H73V142L76 141L77 138L75 139V137H73V134L70 135ZM192 136H194V135H192ZM215 136H216V135H215ZM231 136H232V135H231ZM18 137L21 138V139H20L21 141H19V138H18ZM154 137H155V136H154ZM165 137H166V136H165ZM14 138H15V139H14ZM16 138H17L18 140H16ZM34 138H36V140H37V139H40V138H37V137H34ZM34 138H33V139H34ZM58 138H60L59 135H58ZM58 138H57V139H58ZM65 138H66V137H65ZM146 138H149V137L146 136ZM202 138H203V137H202ZM202 138H201V139H202ZM62 139H63V138H62ZM62 139H61V141H62ZM74 139H75V140H74ZM78 139H77V140H78ZM85 139H84V140H85ZM87 139H88V141H87ZM181 139H182V138H181ZM84 140H82V141H80V142L77 141L76 143H75V142L73 143V142H71V141L69 140V137H68V139H65L64 143L62 144L63 146H64V144H65V146L67 147V150H68L69 152L71 151L70 148L75 150V147H76V148L78 147V148L80 149V150H79L80 152H77L78 150H75L77 153L75 152L74 154H72L73 156H72L71 154H69L70 156H72V157H71L72 160H75L74 162L77 163V165L80 164V167L78 166V169H79L81 172L77 169V171H79L78 173H80V174H79L80 177H81V174L84 173L83 171L85 170V168H86V170L89 169L88 167H91V168L95 169V168H94V167H95V166H94V162H95L96 159L90 161L91 164H90V162H89L88 167H87L86 164L88 163V160H86V157H87L89 154H91V153L93 152L92 155L94 154V155H95V156L93 155L94 157H93L92 155L88 156L89 158L92 156L91 158L93 159V158L97 157V156H96V151H98L97 147L95 148V146H94L93 148H92V147H90V148H92L93 150L95 149L96 151L91 150V152L89 153L90 150H87V149H90V148H88V147L91 146L92 144H90L89 142L86 143V142H84ZM179 140H180V139H179ZM199 140H200V139H199ZM202 140H206V136H205V139H202ZM202 140H201V141H202ZM207 140H208V138H207ZM209 140H210V139H209ZM142 141H143V140H142ZM142 141H141V142H142ZM151 141H152V140H151ZM176 141H177V140H176ZM184 141H185V140H184ZM31 142H35L36 144L34 143V145H33ZM55 142H56V143H55ZM129 142H130V141H129ZM174 142H175V141H174ZM178 142H179V141H178ZM198 142H199V141H198ZM202 142H204V141H202ZM202 142L200 143V146H198L199 149L197 148L198 150H200V153H201V152L203 153V151H204V147H205V148L208 147V146H207V147L205 146V145H207L206 143L204 144V143H202ZM205 142H206V141H205ZM6 143H7V142H6ZM28 143H31V144L29 145ZM39 143H40V144H39ZM48 143H49L50 145H49ZM84 143L87 144V146H86ZM93 143H94V142H93ZM143 143H144V141H143ZM187 143H188V142H187ZM210 143H211V142H210ZM2 144H3V143H2ZM46 144H48V145H46ZM89 144H90V145H89ZM94 144H95V143H94ZM32 145H33V146H32ZM51 145H52V146H55V145H56V146H55V148H53ZM60 145H61V144H60ZM80 145H81V146H82V145L86 146L85 148H87V149H85L84 147H81V148H82V149H81V148H80ZM198 145H199V144H198ZM26 146H28V147H26ZM29 146H31V147H29ZM57 146H58V147H57ZM69 146H70V148H69ZM134 146H135V145H134ZM188 146H189V145H188ZM210 146H211V145H210ZM32 147H33V149H32ZM36 147H37V145H36ZM72 147H73V148H72ZM167 147H168V146H167ZM10 148H12V147H10ZM27 148H30V149L28 150ZM60 148H61V150H62L63 147L60 146ZM133 148H134V147H133ZM190 148H191V147H190ZM210 148H211V147H210ZM213 148H214V147H213ZM7 150H9V149H7ZM32 150H33V151H32ZM74 150H73V151H74ZM84 150H85V151H86V150L88 151V154L86 153L87 156H85L86 154H85ZM135 150H136V149H135ZM137 150H138V149H137ZM139 150H140V149H139ZM154 150H156V149H154ZM191 150H194V149L192 148ZM205 150H206V149H205ZM11 151H12V150H11ZM21 151H22V150H21ZM26 151H27V152H26ZM28 151H29V152H28ZM62 151H63V150H62ZM87 151H86V152H87ZM148 151H150V150H148ZM157 151H158V150H157ZM12 152H13V151H12ZM94 152H95V153H94ZM142 152H145V151H141V153H142ZM179 152H180V151H179ZM179 152H178V153H179ZM182 152H183V151H182ZM198 152H199V151H198ZM27 153H29V154H27ZM30 153H33V154H35V155H37V156H34L33 154L30 155ZM56 153H58V151H57ZM156 153H157V152H156ZM200 153H199V154H200ZM202 153H201V154H202ZM142 154H143V156L140 155V157H145V158H146L147 155H145L144 153H142ZM149 154H150V153H148V156H149ZM157 154H158V153H157ZM165 154H166V153H165ZM180 154H182V153H180ZM199 154H198V157H199V158H200V157L202 158V156H199ZM26 155H27V156H26ZM28 155H29V156H28ZM55 155H56V154H55ZM58 155H60V154H58ZM63 155L66 156V154H64V151H63ZM74 155H76V156H74ZM97 155H98V154H97ZM137 155H138V153H137ZM207 155H208V154H207ZM207 155H206V156H207ZM209 155H210V154H209ZM11 156H12V153H11ZM14 156H15V155H14ZM31 156H32V157H31ZM53 156H54V155H53ZM56 156H57V155H56ZM70 156H69V157H70ZM78 156H79V157H78ZM158 156H159V155H158ZM162 156H163V155H162ZM206 156H204V157H206ZM211 156H212V155H211ZM12 157H13V156H12ZM37 157H38V158H37ZM149 157H150V156H149ZM160 157H161V156H160ZM169 157H170V156H169ZM214 157H215V156H214ZM57 158H60V157H57ZM76 158H77V160H76ZM129 158H130V157H129ZM145 158H144V159H145ZM201 158H200V159H201ZM60 159H61V158H60ZM63 159H64V158H63ZM63 159H62V160H63ZM65 159H66V158H65ZM131 159H132V158H131ZM147 159H148V158H147ZM161 159H162V158H161ZM180 159H181V158H180ZM5 160H6V159H5ZM12 160H13V159H12ZM14 160L16 161V159H14ZM19 160H20V162L18 161V165H19L18 167H19V168L16 166V168L18 169V171H16L17 174L19 173V171H22V170H23V169H22V168H23V167H22V166H23V165H22L23 161H22V159H19ZM55 160L58 161V165L60 164L59 162H61V164L63 163L62 160H60V161H59V159H55ZM68 160H69V159H68ZM78 160H79V161H78ZM148 160H149V159H148ZM152 160H155V159H152ZM201 160H203V159H201ZM65 161H66V160H65ZM80 161H81V163H80ZM85 161H87V163H86ZM133 161L136 162L135 159H134ZM143 161H144V160H143ZM158 161H159V162H157V161H156V162H157V163L163 162L162 160H161V161L158 160ZM175 161H176V159H175ZM208 161H209V159H208ZM211 161H212V160H210L209 162L212 164ZM55 162H56V161H55ZM84 162L86 163V164H85L86 167L83 165ZM147 162H148V161H147ZM150 162H151V161H150ZM176 162H177V161H176ZM181 162H182V161H181ZM203 162L205 163L206 161H203ZM6 163H7V162H6ZM15 163H16V165H17V162H15ZM72 163H73V162H72ZM95 163H96V162H95ZM145 163H146V162H145ZM152 163H153V162H152ZM152 163H151V164H152ZM154 163H155V162H154ZM154 163H153V164H154ZM163 163H164V162H163ZM177 163H178V162H177ZM182 163H184V162H182ZM11 164H12V166H13V163H11ZM20 164H21L22 166H20ZM56 164H57V163H56ZM61 164H60V166H61ZM81 164H82L83 166H82ZM155 164H156V163H155ZM34 165H35V166H34ZM62 165H63V164H62ZM68 165H70V164H68ZM73 165H74V164H73ZM90 165H91V166H90ZM147 165H148V163H147ZM156 165H157V164H156ZM183 165H184V164H183ZM188 165H189V164H188ZM212 165H213V164H212ZM230 165H231V163H230ZM6 166H7V165H6ZM33 166H34V167H33ZM66 166H67V164H66ZM71 166H72V165H71ZM129 166H130V165H129ZM138 166H139V165H138ZM144 166H146V164H145ZM144 166H142V167H144ZM197 166H198V165H197ZM204 166H205V165H204ZM216 166H217V165H216ZM223 166H224V165H223ZM10 167H11V166H10ZM13 167H14V166H13ZM13 167H12V169H13ZM20 167H22V168H20ZM63 167H64V166H62V168H63ZM74 167H75V166H74ZM74 167H71V168H69V169H67V170L70 171V169H72V168H74ZM81 167L84 168L83 171H82V168H81ZM127 167H128V166H127ZM133 167L135 168V165H134ZM153 167H154V166H153ZM155 167H156V166H155ZM155 167H154V168H155ZM190 167H191V166H190ZM6 168H7V167H6ZM14 168H15V167H14ZM16 168H15V170H16ZM57 168H58V167H57ZM60 168H61V167H60ZM60 168H59V169H60ZM64 168H65V167H64ZM80 168H81V169H80ZM136 168H137V167H136ZM147 168H148V170H149V166H147ZM147 168H146V169H147ZM150 168H152V166H150ZM202 168H203V167H202ZM223 168H224V167H223ZM225 168H226V167H225ZM102 169H103V168H102ZM129 169L131 170V168H129ZM189 169L191 170V168H189ZM197 169H198V168H197ZM199 169H201V168H199ZM204 169H205V167H204ZM204 169H203V170L201 169V170H202L203 172H205ZM207 169H208V168H207ZM220 169H221V168H220ZM7 170H8V169H7ZM15 170H14V171H15ZM33 170H34V169H32V170L30 169V171H33ZM63 170H65V169H63ZM86 170H85V171H86ZM90 170H91V169H90ZM95 170H96L95 172H97V169H95ZM137 170H138V169H137ZM142 170H143V168H142ZM144 170H145V168H144ZM162 170H163V168H162ZM176 170H177V169H176ZM186 170H187V169H186ZM190 170H189V172H192V171H190ZM205 170H206V169H205ZM217 170H219V168H218ZM229 170H230V169H229ZM77 171H76V172H77ZM93 171H94V170H93ZM103 171H104V169H103ZM103 171H102V173H104ZM107 171H108V170H107ZM135 171H136V170H135ZM202 171H199V172L202 173ZM12 172H13V171H12ZM59 172H60V170H59ZM157 172H158V171H157ZM177 172H178V171H177ZM219 172L221 173V171H219ZM223 172H224V171H223ZM226 172H227V171H226ZM14 173H15V172H14ZM14 173H13V174H14ZM16 173H15V174H16ZM61 173H62V172H61ZM65 173L67 174V172H65ZM65 173H62V176H63V177H64V174H65ZM131 173H132V171H131ZM147 173H149V172H147ZM155 173H156V171H155ZM164 173H165V172H164ZM183 173H185V172H183ZM206 173H207V171H206ZM20 174H21V173H20ZM20 174H19V175H20ZM66 174H65V175H66ZM90 174H91V173H90ZM152 174H153V173H152ZM175 174H176V173H175ZM178 174H179V173H178ZM188 174H189V173L184 174V178H185V179H184V178H183V179H184L185 181L187 180V178H188L190 175H192V173H190V175H188ZM197 174H198V173H197ZM207 174H208V173H207ZM207 174H206V175H207ZM210 174H211V173H210ZM221 174H222V173H221ZM19 175H18V176L15 175V176H17V178L19 179V177L21 176V175H20V176H19ZM71 175H72V174H70L69 176H71ZM75 175H76V177L78 176V174H75ZM131 175H132V174H131ZM167 175H168V176H167ZM167 175H164V176H167L168 178H169V176H170V179H171L172 175H170V174H167ZM176 175H177V174H176ZM227 175H228V174H227ZM82 176H85V177H84L85 180H84L83 177H82V178H83V180L86 182L87 186L90 185V187H91V185H92V188H93V185H95V182H94V184H93V182H91V181H86V180L89 179V176H88V179L86 178V177H87L86 175L82 174ZM192 176H193V175H192ZM192 176H191V177H192ZM202 176H203V175H202ZM202 176H201V177H202ZM146 177H147V176H146ZM174 177H176V176L173 174V178H174ZM181 177H182V175H181ZM191 177H190V178H191ZM193 177H194V176H193ZM210 177H212V176H210ZM219 177H220V176H219ZM224 177H225V176H224ZM153 178H154V177H153ZM177 178H179V176H178ZM177 178H176L175 180H177ZM190 178H189V179H190ZM197 178H198V176H197ZM216 178H217V176H216ZM90 179H91V178H90ZM149 179H150V178H149ZM149 179H148V180H149ZM157 179H159V177H158ZM165 179H166V178H165ZM170 179H167V181L169 180L168 182L172 184L173 182H172V181L170 182ZM183 179H182V180H183ZM193 179H194V178H193ZM221 179H222V178H221ZM15 180H17V179L15 178ZM92 180H93V179H92ZM212 180H214V181L212 182V186H210V188H211V187L214 188L213 186H215V185L213 184V183H215V178H214V179L212 178V179L209 180V181H212ZM224 180H225V179H224ZM13 181H14V180H13ZM93 181H94V180H93ZM142 181H143V180H142ZM158 181H159V180H158ZM162 181H163V179H162ZM195 181H196V180H195ZM220 181H221V180H220ZM15 182H16V181H15ZM17 182H18V180H17ZM87 182H88V183H87ZM139 182H140V181H139ZM168 182H166V184H167ZM177 182H178V181H177ZM133 183H134V182H133ZM175 183H176V182H175ZM175 183H174V184H175ZM179 183H181V180L179 181ZM208 183H209V182H208ZM134 184H135V183H134ZM152 184H153V183H152ZM152 184H151V183H150V184H147V183H146V185H144V186H145V189H146V191H147L148 193L153 194V195L156 196V197H155V196L151 195V196L155 197L156 199L159 198L160 196H161V197L163 196L162 198H164V196H165V197H166V196H167V197L170 196L169 199H172V197H175V198H177V197H178V198H186L188 201L185 200V201L183 202V204H182L183 206H184V205H186V206H187V205L190 206V204L192 203V201H194V200H191V199H193V197L190 195V193H189L188 196H185V195H184L185 193H183V191H182V192H176V191H175V193H174V192H172V191H168V190H166V189L164 190V189L159 188L158 186H156V185H152ZM155 184H157V183L155 182ZM160 184H161V183H160ZM171 184H169V185H171ZM174 184H172V186H174ZM177 184H178V183H177ZM206 184H207V183H206ZM209 184H211V182H210ZM12 185H14V187L16 186V188L18 187L17 185H15V183H13ZM178 185L181 187L183 184H181V185L178 184ZM178 185H176V186H178ZM196 185H197V184H196ZM161 186H163V185L161 184ZM183 186H184V185H183ZM208 186H209V185H208ZM90 187H89V188H90ZM131 187H132V186H131ZM163 187H165V186H163ZM170 187H171V186H170ZM170 187H168V188H170ZM184 187H185V186H184ZM225 187H226V186H225ZM18 188H19V187H18ZM96 188H97V187H96ZM96 188L93 189V193H94V190L96 191ZM100 188H101V187H100ZM188 188H190V186H187V187H185V188L181 187L180 190L182 189V190H185V192H189V190L186 191ZM21 189H22V188H20V191H21ZM143 189H144V188H143ZM170 189H171V188H170ZM198 189H199V188H198ZM198 189H197V190H198ZM200 189H202V188H200ZM214 189H215V188H214ZM214 189H211V190H214ZM17 190H18V189H17ZM173 190H174V189H173ZM180 190H179V191H180ZM15 191H16V190H15ZM15 191H14V192H15ZM90 191H91V190H89V192H90ZM101 191H102V188H101ZM132 191H133V190H132ZM177 191H178V190H177ZM222 191H223V190H222ZM17 192H19V190H18ZM141 192H142V191H141ZM205 192H207L206 189H205ZM216 192H218V191H216ZM90 193L92 194V192H90ZM133 193H134V192H133ZM138 193H139V192H138ZM148 193H147V194H148ZM197 193H198V192H197ZM201 193H203V192H200V191H199V196L201 195ZM207 193H208V192H207ZM207 193H205L206 196H207L209 193H210V195H211V192H209L208 194H207ZM15 194L17 195V193H15ZM18 194H19V193H18ZM135 194H136V193H135ZM135 194H134V196H135ZM145 194H146V193H144V195H145ZM147 194H146V195H147ZM186 194H188V193H186ZM223 194H224V193H223ZM146 195H145V196H146ZM148 195H149V194H148ZM168 195H169V196H168ZM203 195H204V194H203ZM203 195H201V196H203ZM18 196H19V195H18ZM18 196H17V197H18ZM94 196H95V195H94ZM134 196H133V197H134ZM149 196H150V195H149ZM130 197H132V196H130ZM135 197H136V196H135ZM161 197H160V198H161ZM203 197H204V196H203ZM207 197H208V196H207ZM100 198H103V197H100ZM100 198H99V200L103 201L102 203H104L105 199L102 200V199H100ZM136 198H137V197H136ZM136 198H134V200H135ZM145 198H146V197H145ZM150 198H151V197H150ZM160 198H159V199H160ZM178 198H177V201L175 200V201L177 202V204H176L177 206L174 205V204H173V205H174V207H178V208H179L180 205L178 206V202L181 203V200L178 201ZM200 198H201V197H199V199H200ZM146 199H147V198H146ZM159 199H158V200H159ZM165 199H166V198H165ZM167 199H168V198H167ZM208 199H209V198H208ZM130 200L132 201L133 199H130ZM130 200H129V201H130ZM134 200H133V201H134ZM148 200H149V199H148ZM153 200H155V199L153 198ZM153 200H152V198H151L150 201L153 202L154 204H153V203H152V204H149V203H148L149 205H153L152 207H154V205H155L157 202H158V203L160 202V200H159V201H156V200H155V202H154ZM172 200H174V199H172ZM183 200H184V199H183ZM206 200H207V199H206ZM206 200H205V201H206ZM101 201H99V204H100ZM131 201H130V202H131ZM133 201H132V203H133ZM150 201H149V202H150ZM161 201H163V200H161ZM168 201H169V200H168ZM168 201H166V203L164 202L165 205H167V202H168ZM105 202H106V201H105ZM135 202H136V201H135ZM146 202H148V201H145V204H147ZM171 202H172V201H171ZM189 202H190V203H189ZM169 203H170V202H169ZM174 203H175V202H174ZM203 203L205 204V202H203ZM139 204H141V202H140ZM148 204L146 205L147 208H148V206H149ZM106 205H107V204H105V205H103V206H106ZM156 205H157V204H156ZM169 205L171 206V209H172V206H173V205H171V203H170ZM169 205H167V206H169ZM101 206H102V204H101ZM108 206H110V205H108ZM108 206H107V207H108ZM146 206H145V207H146ZM157 206H158V205H157ZM183 206H182V207H183ZM98 207H99V205H98ZM138 207H139V208H138ZM140 207H142V206H141V205H138L136 208H138L139 211H140L141 209H142V211H144V209H143V208L140 209ZM152 207H151V209H150L151 211H152ZM182 207H181V208H182ZM105 208H106V207H105ZM108 208H109V207H108ZM149 208H150V206H149ZM168 208H169V207H168ZM178 208H177V209H178ZM184 208H185V207H184ZM203 208H204V206H203ZM103 209H104V208H103ZM154 209H156V208L154 207V208H153V211H154ZM160 209H161V208H160ZM165 209H166V208H165ZM171 209L169 208L168 211L170 210L171 213H172V212L174 211V209H173V211H172ZM188 209H189V208H188ZM192 209H193V208H192ZM101 210H102V209H101ZM101 210H100V211H101ZM108 210H109V209H108ZM128 210H129V209H128ZM132 210H133V208H132ZM132 210H130V211H132ZM106 211H107V210H106ZM109 211H110V210H109ZM142 211H141V212H142ZM151 211H149V212H151ZM155 211H156V210H155ZM163 211H164V210H163ZM168 211H167V212H168ZM179 211H181V210H179ZM183 211H184V210H182V213H183ZM186 211H187V210H186ZM190 211H191V210H190ZM190 211H189V212H190ZM104 212H105V211H104ZM133 212H135V207H134V211L131 212V215H133ZM157 212H158V214H157V216H158V215L161 213V211L157 210ZM157 212H155V214H156ZM167 212H166V213H167ZM175 212H176V211H175ZM189 212H188V213H189ZM109 213H110V212H109ZM151 213H153V212H151ZM151 213H150V215H151ZM162 213H163V212H162ZM162 213H161V214H162ZM171 213H170V214H171ZM101 214H102V213H101ZM134 214H135V213H134ZM140 214H141V213H140ZM140 214H139V216L142 215V214H141V215H140ZM161 214H160V216H161ZM175 214L177 215V213H175ZM175 214L172 213V214L169 216V219L173 218L172 221H173L174 223L170 220V222H172V225H175L176 222H177V225H178V222H180L181 220H182V221L180 222V224H181V223H184V222H183L184 219H182L183 215H182V217L180 218V221H179L178 218H177V219H178V221H177V219L175 220V219H174L175 217L172 216V215H175ZM190 214H192V212H191ZM113 215H114V214H113ZM152 215L154 216V214H152ZM152 215H151V216H152ZM193 215H194V213H193ZM98 216H99V215H98ZM157 216H155V217H157ZM162 216L164 217L165 215L162 214ZM162 216L160 217V220H161ZM167 216H168V215H167ZM103 217H104V216H103ZM108 217H109V216H108ZM110 217H111V216H110ZM110 217H109V219H110ZM131 217H132V216H131ZM177 217H180V215H178ZM191 217H192V218H191ZM193 217H194V216H190V218H191V219H190L191 223H192V219L195 218V217H194V218H193ZM100 218H101V217H100ZM106 218H107V216H106ZM106 218H105V219H106ZM133 218H134V216H133ZM135 218L137 219V217H135ZM138 218H139V217H138ZM140 218H141V217H140ZM144 218H145V216L143 217V220H144ZM149 218H150V217H148L147 219H149ZM103 219H104V218H103ZM147 219H146L145 221L148 222ZM150 219H151V218H150ZM150 219H149V220H150ZM101 220H102V219H101ZM134 220H135V219H132V221H134ZM156 220H157V219H156ZM162 220H163L164 223H165V220H168V218L166 217V218H164V219H162ZM140 221H141V220H140ZM151 221H152V220H150V222H151ZM163 221H162V222H163ZM175 221H176V222H175ZM186 221H188V220H185V222H186ZM194 221H195V219H194ZM138 222H139V221H138ZM167 222H168V221H167ZM104 223H105V222H104ZM129 223H131V222H129ZM151 223H152V222H151ZM164 223H163V224H164ZM98 224H99V223H98ZM132 224H133V223H132ZM132 224H131V225H132ZM153 224H155V223H153ZM163 224H162V226H166V224H164V225H163ZM180 224H179L178 226H180ZM187 224H188V223H186V225H184V224H182V225H184V226L187 227ZM131 225H130V226H131ZM134 225H136V224L134 223ZM169 225H170V224H169ZM189 225H190V224H189ZM189 225H188V227H189ZM191 225H192V224H191ZM193 225H194V224H193ZM156 226H157V225H156ZM156 226H155V227H156ZM167 226H168V225H167ZM167 226L165 227L166 229L163 227V228H164V231L167 230V229L170 231V227H167ZM184 226H183V227H184ZM131 227H132V228H131ZM131 227H130L131 230H130V229H127V230L130 231V232H133L132 229H133L134 226H131ZM183 227H182V229L185 230V229H184L185 227H184V228H183ZM192 227H193V226H191V228H192ZM194 227H195V225H194ZM116 228H117V227H116ZM135 228H136V226L134 227V229H135ZM139 228H141V227L136 228V229H135V232H137V231L139 230ZM158 228H159V227H158ZM179 228H180V227H179ZM195 228H196V227H195ZM195 228H194V229H195ZM199 228H200V227H199ZM199 228H198V230H199V232H200V229H199ZM100 229H101V228H100ZM137 229H138V230H137ZM147 229H148V228H147ZM156 229H157V228H156ZM156 229H155V230H156ZM177 229H178V228H177ZM194 229H192L191 231L197 233L198 230L195 231L196 229H195V230H194ZM140 230H141V229H140ZM144 230H145V232H146V228H144ZM149 230L151 231V228H149ZM162 230H163V229H162ZM168 230H167V231H168ZM171 230H172V228H171ZM183 230H182V234H184V233H183V232H184ZM256 230H257V229H256ZM128 231H127V232H128ZM150 231L147 232V235H148V233H150ZM174 231H175V233H177L179 230L176 231V229H175ZM180 231H181V228H180ZM180 231H179L178 233L181 235V232H180ZM189 231H190V230H189ZM189 231H188V232H189ZM191 231H190V232H191ZM135 232H134V233H135ZM201 232H202V230H201ZM138 233H139V231H138ZM151 233H152V232H151ZM165 233H166V231L163 232V234H165ZM173 233H174V232H173ZM173 233H171V236H168V238L171 237V238H169V239H170L169 241L178 240V239L180 240V237L182 238V240H183V239L185 240V238L187 237V236H186V237L183 236V235L180 236L179 234H175V233L173 234ZM186 233H187V232H186ZM128 234H129V233H128ZM128 234H127V235H128ZM130 234H131V233H130ZM187 234H188V233H187ZM192 234H193V233H192ZM192 234H190V236H192ZM135 235H136V234H133V235H132L133 237H130V238H133V239H134V236H135ZM139 235H141V234H139ZM166 235H167V233H166ZM199 235H200V234H199ZM209 235H210V234H209ZM124 236H125V235H124ZM130 236H131V235H130ZM155 236H156V235H155ZM161 236H163V235H161ZM190 236H189V237H190ZM196 236H197V235H196ZM203 236H204V235H203ZM189 237H188V239H189ZM197 237H198V236H197ZM127 238H128V240H130L129 237H126V236H125V239H126V240H127ZM136 238H138V237H135V239H136ZM139 238H140V236H139ZM149 238H150V237H149ZM165 238H166V237H165ZM168 238H167V239H168ZM133 239H132V241H133ZM150 239H151V238H150ZM153 239H154V238H153ZM153 239H152V240H153ZM162 239H163V238H162ZM162 239H161V241H163ZM172 239H173V240H172ZM188 239L186 238V242H187L186 244H187V245H188ZM190 239H191V238H190ZM190 239H189V242H190ZM192 239H193V238H192ZM194 239H196V238L194 237ZM199 239H201V237H200ZM128 240H127L125 243L129 242V243H127V244H129V246H127V247L130 249V248H131V245H130L131 243H130V241H128ZM140 240H141V238H140ZM140 240H139V241H140ZM157 240H158V239H157ZM165 240H166V239H165ZM179 240H178V242H179ZM182 240H180L179 243H181ZM135 241H136V243H139V241L137 242V239H136ZM154 241H155V240H154ZM154 241H153L152 243H154ZM191 241H192V240H191ZM196 241H199V240L197 239ZM196 241H195V243H194V246L192 245L191 247H195V244H197ZM142 242H143V241H142ZM174 242H175V241H173V243L171 242V244H172V246H173L172 248H171L170 245H169V247H170L171 249H170L169 247L166 248V247H164V245H163V251L165 250L164 248H166L167 252H168L169 249H170L169 251H171L172 249L176 248V247H177L176 245L178 244V242H176L177 244L175 243L176 245L174 244ZM133 243H134V242H133ZM133 243H132V244H133ZM136 243H135V244H136ZM148 243H151V241L148 242ZM159 243H161V242H159ZM162 243L166 245L167 242L165 243V241H164V242H162ZM184 243H185V242H184ZM184 243H183V246H185ZM141 244H142V243H141ZM141 244H140V245H141ZM167 244H169V243H167ZM189 244H193V242H192V243H189ZM174 245H175L176 247H174ZM187 245H186V246H187ZM252 245H253V244H252ZM142 246H143V247H142ZM142 246H139V245H138V246H136V247H137V248H138V247H142V248H144L145 251H146L148 247L146 248V246L144 245V243H143ZM152 246H153V244H152ZM167 246H168V245H167ZM180 246H181L184 250H185V248H186V250L184 251V250H182V249H179V251L182 250V251H180L181 253L179 252L178 255L176 254L177 256H175V255L173 256V255H172V257H174V258L176 257L175 259L173 258L174 260H176V259L178 260V259H179L178 262H181V260H182L181 258H182L183 256H184V257L186 256V255H183V254H184V252L187 251V248H190V249H191L190 246H188V247H183V246H182V243H181ZM180 246H179V248H181ZM153 247H154V246H153ZM157 247H158V246H157ZM160 247H161V245H160ZM132 248H134V247H132ZM129 249H127V250H129ZM138 249H139V248H138ZM161 249H162V247H161ZM192 249H193V248H192ZM127 250H126V251H127ZM134 250H136V248H135ZM134 250H130V251H131V252H132V251L134 252ZM153 250H154V249H153ZM166 250H165V252H166ZM177 250H178V248H177ZM130 251H127L126 253H128V252H130ZM139 251H140V250H138V252H139ZM142 251H143V250H141L140 252H142ZM145 251H144L143 253H144V254L146 253V255H147L148 251H147V252H145ZM154 251H155V250H154ZM154 251L151 250V252H154ZM191 251H192V250H191ZM191 251H189V252L187 251L185 254L189 255L188 253H190ZM131 252H130V253H131ZM133 252H132V253H133ZM138 252H137V254H139ZM151 252L148 253V254H150V256L154 254V253H151ZM182 252H183V254H182ZM132 253H131V254H132ZM135 253H136V251L134 252V254H135ZM155 253H157V251H156ZM171 253H172V252H169V254H171ZM134 254L132 255V256H133V259H131V257H130L131 261H133L134 258L137 256V255H134ZM158 254H159V252L157 253V255H158ZM167 254H168V253H166V255H167ZM172 254H174V253H172ZM191 254H192V253H191ZM160 255H161V254H160ZM179 255H181V258H177ZM129 256H130V255H129ZM138 256H140V254H139ZM141 256H142V254H141ZM141 256L139 257L140 260L144 259V257H143V256L141 257ZM150 256H149V259L152 260V258H151ZM167 256H168V255H167ZM170 256H171V255H170ZM154 257H155V256H154ZM154 257H153V258H154ZM184 257H183L182 262H184V260L186 259L187 256L185 257V259H184ZM127 258H128V257H127ZM137 258H138V257H136V259H137ZM141 258H142V259H141ZM155 258H157V257H155ZM159 258H160V256L158 257V259H159ZM189 258H190V257H189ZM130 259H129L128 261H130ZM146 259H147V258H146ZM149 259L144 260V262L146 261V263H147L148 261H150ZM166 259H167V258H166V256L164 255V257L162 256V258H160L159 261H158V260H157V261L160 262V260H163V261H161V262H164ZM140 260H139V261H140ZM174 260H173V261H174ZM177 260H176V261H177ZM186 260H187V259H186ZM131 261H130V263H132ZM139 261L137 262V260H136V262H137L138 264H139ZM144 262H143V261H142V262L140 261V263H144ZM152 262H153V260H152ZM152 262H151V263H152ZM166 262H168V261H166ZM133 263L136 264L134 261H133ZM133 263H132V264H133ZM155 263H156V259H155ZM176 263H177V262H176ZM144 264H145V263H144ZM147 264H150V263L148 262ZM163 264H164V263H163ZM166 264H167V263H166ZM177 264H180V263H177ZM183 264H186V262L183 263Z\"/></svg>", "mask_w": 264, "mask_h": 264}]
</instances>
